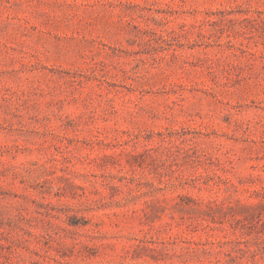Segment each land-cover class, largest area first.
Wrapping results in <instances>:
<instances>
[{
    "label": "rangeland",
    "instance_id": "obj_1",
    "mask_svg": "<svg viewBox=\"0 0 264 264\" xmlns=\"http://www.w3.org/2000/svg\"><path fill=\"white\" fill-rule=\"evenodd\" d=\"M0 264H264V0H0Z\"/></svg>",
    "mask_w": 264,
    "mask_h": 264
}]
</instances>
